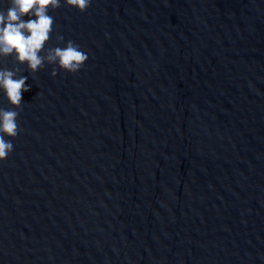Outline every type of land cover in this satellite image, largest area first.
<instances>
[{
  "label": "water",
  "instance_id": "95a60500",
  "mask_svg": "<svg viewBox=\"0 0 264 264\" xmlns=\"http://www.w3.org/2000/svg\"><path fill=\"white\" fill-rule=\"evenodd\" d=\"M50 15L46 49L62 35L88 60L0 58L30 86L0 162V264H264V0Z\"/></svg>",
  "mask_w": 264,
  "mask_h": 264
},
{
  "label": "clouds",
  "instance_id": "9594fccd",
  "mask_svg": "<svg viewBox=\"0 0 264 264\" xmlns=\"http://www.w3.org/2000/svg\"><path fill=\"white\" fill-rule=\"evenodd\" d=\"M71 7L83 12L91 0H64ZM61 6V0H8L7 9H0V58L13 57L18 65L27 67L35 74L44 65H56L60 70L77 73L82 69L88 55L71 41L57 36L63 46L47 48L53 31L54 18L50 10ZM27 17V19H25ZM53 77L57 72L53 70ZM26 76L17 71L0 68V93H3L12 110L0 107V162L13 152L12 140L19 132L15 108L22 104V95L30 91Z\"/></svg>",
  "mask_w": 264,
  "mask_h": 264
}]
</instances>
